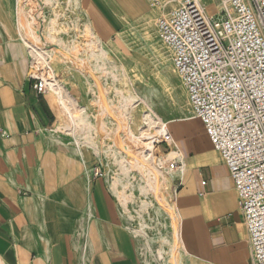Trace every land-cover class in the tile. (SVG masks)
<instances>
[{
  "label": "crops",
  "instance_id": "obj_1",
  "mask_svg": "<svg viewBox=\"0 0 264 264\" xmlns=\"http://www.w3.org/2000/svg\"><path fill=\"white\" fill-rule=\"evenodd\" d=\"M84 1L89 27L105 46L157 12L148 0ZM17 10V0H0V264H139L91 155L55 134L51 96L39 95L30 80L33 57ZM169 132L181 156L174 206L190 264H252L237 192L203 124L171 121Z\"/></svg>",
  "mask_w": 264,
  "mask_h": 264
},
{
  "label": "rangeland",
  "instance_id": "obj_2",
  "mask_svg": "<svg viewBox=\"0 0 264 264\" xmlns=\"http://www.w3.org/2000/svg\"><path fill=\"white\" fill-rule=\"evenodd\" d=\"M25 1L26 8H24L28 10L27 12L36 13L38 24H32V27L35 26L45 36L50 34L62 48L69 51L75 50L74 55L67 53L63 60L60 56H55L56 60L53 61L52 66L57 81L70 88L74 97L79 100V105L86 111L89 122L94 126V130L89 134L98 151L87 146H80V148L91 155L92 161L95 162L94 168L102 167L104 180L120 208L123 224L135 239L138 263L174 264L176 260L178 264H190L180 243L174 206L178 179L181 177L179 172L182 175L180 153L165 144H159L157 141L155 143L157 161L161 158L166 159V166H173L172 170L178 172L177 177H172L164 167L156 169L158 175H165L158 189L159 193L161 192L160 195L162 194L161 197H164L163 204L156 200L155 195L142 192L143 182L137 169L129 172L126 178L122 176L118 165L111 157V149L117 147L113 143L116 135L120 133L126 136V133L122 131L124 125L120 128L117 123L120 114L128 112L124 120L125 128L130 127L134 135H139L142 127L147 128L143 115L147 111L144 100L154 107L162 120L176 121L191 118L187 93L156 31V22L161 12L157 11L154 17L144 20L138 30L120 34L114 43L105 46L89 27L84 14V0H56L57 2L52 5L53 1L48 0L50 5H47L46 0ZM206 3L208 11L211 12L212 2ZM92 41L102 46L108 55L105 62L106 70H109L112 76L108 72L100 73L101 85L104 86L102 91L100 83L95 82L96 78L89 75L90 70H84L86 65L91 68L94 65L93 61H88ZM60 60L63 63H60ZM113 75L119 79L116 81ZM118 90L126 95L135 96L139 100L134 108L126 113H122L123 110L118 108L120 104ZM100 93H104V100H108L106 109L104 108L101 113L103 116L99 115L102 96ZM50 96L52 98V92ZM55 112L58 119L55 134L76 146L75 142L77 139H82V134L77 133L74 136L67 133L64 128L67 124L65 116L59 115L56 110ZM98 123L106 129L104 133L96 128ZM158 128L153 126L152 133H157ZM126 138L128 143H132L130 136ZM132 148L134 149L133 145ZM104 150L108 152V155L101 152ZM122 196L127 198L126 202L122 200ZM170 210L174 212L175 218L171 216Z\"/></svg>",
  "mask_w": 264,
  "mask_h": 264
},
{
  "label": "built area",
  "instance_id": "obj_3",
  "mask_svg": "<svg viewBox=\"0 0 264 264\" xmlns=\"http://www.w3.org/2000/svg\"><path fill=\"white\" fill-rule=\"evenodd\" d=\"M148 2L161 12L157 34L187 93L191 118L203 124L229 170L252 264H264V0ZM53 61L47 55L44 64L33 63L30 80L39 95L57 87ZM158 143L177 150L169 131ZM93 175L104 179L102 167Z\"/></svg>",
  "mask_w": 264,
  "mask_h": 264
},
{
  "label": "bare ground",
  "instance_id": "obj_4",
  "mask_svg": "<svg viewBox=\"0 0 264 264\" xmlns=\"http://www.w3.org/2000/svg\"><path fill=\"white\" fill-rule=\"evenodd\" d=\"M24 1L25 0H17L18 24H19L21 38L25 42L26 46L31 51L34 65L44 64L47 61V55L50 56L53 60H56L55 56H60L63 60V58L66 57L67 53L70 55H74L75 50L69 51L68 49L62 48V46L59 43L57 44V42L54 41V39L50 36V34L48 36H45L38 29H35L31 26L32 22L30 23V19H29L30 12H27L28 10L25 11V8H23L25 7V3L23 5ZM48 1L51 2L52 0H48ZM90 49L91 50L88 56V61H93L94 65L92 68L89 67V65L87 66L86 64H85L86 67L83 64L82 65L83 67H85L84 68L85 71L90 70L89 75L94 76L96 78L95 82L100 83V90L102 91L104 89V86L101 85L102 82L99 76H100V73H106L109 71V70L108 71L106 70V63H105L106 58H108V55L106 51L102 48V46L98 45V43L95 41L90 42ZM77 60H80V59H77ZM59 62L63 63V61L61 60ZM55 74L56 73L54 71V78H55ZM113 77L116 81L119 79L115 75H113ZM55 83L57 87L52 90L53 96L51 99H52L53 106L55 110L58 112V114L61 116H65L67 120V124L64 127L67 133L74 135V136H76L77 133H81L82 139H77V143L81 146H87V147L94 148L96 151H98L96 144L93 142L89 134L91 131L94 130V126L89 122L86 111L84 110L83 107L79 105V100L76 97H74V95L70 91V88H67L64 84H60L57 81V79H55ZM103 94L104 93L101 94L102 95L101 96V112H99L100 116H103L101 115V113H103V109L104 108L106 109V106L108 105L107 103L108 100H104L105 98ZM118 96L120 97V102H119L120 104L118 108L119 110H123L122 113H126L128 110L134 108V106L139 102V100L135 96L126 95L121 90H118ZM143 103L145 104L147 108V111L145 112V114H143L144 121L147 125L146 126L147 128L142 127L140 129V134L134 135L130 127L125 128L126 122H124V120L125 118H127L128 112L127 114H120L119 115L120 118H118V122H117L119 124L118 126H120L121 128V125H124V129L122 128V131L126 133V136L131 137L130 140H132V143L127 142L126 136H122V134L120 133L117 134L116 138L114 137L115 139L113 141V143H115L117 147H115V149H111V152H112L111 157L113 158L115 164L118 165V168L121 171L122 176H125L126 178L129 176V172H131L134 169L135 170L137 169V171L140 172V175H141L140 177L143 182V185L141 186L142 192L145 194L151 193V195H155L154 197H156V200L159 203L163 204L164 197H161L162 194L160 195L161 192L159 193L158 189L160 187L161 181L164 180L165 175H158V172L156 169L164 167L171 174L172 177H177L176 175L178 172L173 171L174 169L172 170L173 166L172 167L166 166V159L161 158L157 161L156 159L157 152L155 153V148H156L155 143L156 141L157 142L159 141L160 136H162L165 132L169 131V123L171 121L162 120L159 117V115L156 113L152 105L148 104L145 100ZM119 113L121 112L119 111ZM98 119H101V118H98ZM153 126L159 127L157 133H152L151 129ZM96 128L100 132H103V133L106 130L103 127V125L100 123H98ZM132 145L134 146V149L132 148ZM101 152H103L105 155H108V152H106L105 150ZM180 173L181 172H179V175L181 176ZM150 190H152V192ZM121 198L122 200H125L126 202L127 198L125 196H122ZM170 211L172 214L171 216L175 218L174 212L172 210ZM177 222H178V229H180L179 221ZM179 234H180V231H179ZM174 264H178L176 260Z\"/></svg>",
  "mask_w": 264,
  "mask_h": 264
},
{
  "label": "water",
  "instance_id": "obj_5",
  "mask_svg": "<svg viewBox=\"0 0 264 264\" xmlns=\"http://www.w3.org/2000/svg\"><path fill=\"white\" fill-rule=\"evenodd\" d=\"M25 1L23 2V5H24ZM24 8V7H23ZM40 21L42 22V20L40 19Z\"/></svg>",
  "mask_w": 264,
  "mask_h": 264
}]
</instances>
